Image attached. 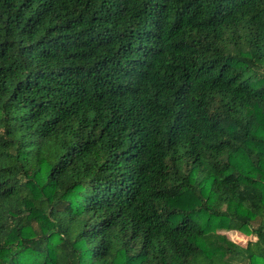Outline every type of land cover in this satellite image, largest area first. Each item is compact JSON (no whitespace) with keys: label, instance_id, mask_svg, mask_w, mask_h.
<instances>
[{"label":"trees","instance_id":"1","mask_svg":"<svg viewBox=\"0 0 264 264\" xmlns=\"http://www.w3.org/2000/svg\"><path fill=\"white\" fill-rule=\"evenodd\" d=\"M0 264H264V0H0Z\"/></svg>","mask_w":264,"mask_h":264},{"label":"rangeland","instance_id":"2","mask_svg":"<svg viewBox=\"0 0 264 264\" xmlns=\"http://www.w3.org/2000/svg\"><path fill=\"white\" fill-rule=\"evenodd\" d=\"M217 233L221 234V235H225L229 240H231L232 242H235V243H237L243 247L246 246V243L248 241L255 240L251 236H245L244 234L240 233L239 231H234V230L220 229L217 231ZM230 233H234L235 235L232 236ZM236 262H239V261L236 260Z\"/></svg>","mask_w":264,"mask_h":264}]
</instances>
